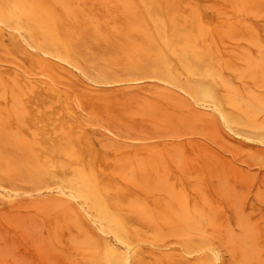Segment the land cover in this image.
<instances>
[{
    "label": "rangeland",
    "instance_id": "obj_1",
    "mask_svg": "<svg viewBox=\"0 0 264 264\" xmlns=\"http://www.w3.org/2000/svg\"><path fill=\"white\" fill-rule=\"evenodd\" d=\"M19 1L0 0L60 46L38 52L0 22V264H125L73 198L42 190L87 173L131 264H217L210 245L220 264H264V0ZM229 95L258 127L225 122L245 118Z\"/></svg>",
    "mask_w": 264,
    "mask_h": 264
},
{
    "label": "bare ground",
    "instance_id": "obj_2",
    "mask_svg": "<svg viewBox=\"0 0 264 264\" xmlns=\"http://www.w3.org/2000/svg\"><path fill=\"white\" fill-rule=\"evenodd\" d=\"M6 1V0H5ZM8 1V0H7ZM35 1V0H34ZM39 1H41V0H39ZM63 1V0H62ZM128 1V0H127ZM199 1V0H198ZM29 2H30V0H29ZM42 2V1H41ZM67 2V1H66ZM263 2V1H262ZM24 3V0H20L19 1V4L21 5V4H23ZM30 3H32V2H30ZM52 3V2H51ZM63 3H64V1H63ZM205 3V2H204ZM103 4V3H102ZM217 4H219V2H217ZM31 5V4H30ZM36 5V4H35ZM60 5V4H59ZM204 5V4H203ZM223 5V4H222ZM42 6V5H41ZM61 6V5H60ZM93 6V5H92ZM160 6H162V5H160ZM201 6V5H200ZM207 6V5H206ZM221 5H219V7H220ZM255 6H257L256 4H255ZM195 7V6H194ZM20 8H22V7H20ZM37 8H40V7H37ZM84 8V7H83ZM231 8V7H230ZM249 8V7H248ZM67 9H68V7H67ZM66 9V10H67ZM74 9H76V8H74ZM80 9H82V7L80 8ZM95 9V8H94ZM153 9V8H152ZM152 9H150V10H152ZM19 10V9H18ZM62 10V9H61ZM37 11L39 12V9H37ZM94 11H96V10H94ZM172 11V10H171ZM233 11H234V9H233ZM65 12V11H64ZM70 12V11H69ZM192 12H194V11H192ZM201 12V11H200ZM231 12V11H230ZM61 13V12H60ZM75 13V12H74ZM96 13V12H95ZM250 13H252V12H250ZM171 14V13H170ZM173 14V13H172ZM199 14H201V13H199ZM237 15V14H236ZM46 16V15H45ZM62 16H64V15H62ZM186 16V15H185ZM239 16V15H238ZM30 17H32V13L31 12H29V11H23V12H16V10L14 9V7H6L2 2H0V22H3V23H5V22H13L14 24H13V26H10L13 30L15 29V30H17L18 32H19V35L23 38V40L27 43V44H29V46H31L34 50H36V51H38V52H43V53H50V52H52V51H49V49H48V47L50 48H53V47H57V46H60V44H59V42H52L51 44H49L47 41H46V39H43V38H41V40L39 39V40H36V41H33L29 36H28V32L27 31H30L29 30V27H27V28H25L24 26H23V24H22V22H23V19H26V20H29V18ZM48 17H49V15H48ZM66 17V16H65ZM74 17H75V14H74ZM87 17V16H86ZM168 17V16H167ZM89 18V17H88ZM146 18H148V17H146ZM225 18V17H224ZM74 19V18H73ZM184 19H186V18H184ZM188 19V18H187ZM195 19V18H194ZM214 19V18H213ZM166 20V19H165ZM231 20H233V19H231ZM242 21V20H241ZM237 22V21H236ZM92 23H94V22H92ZM96 23H100V22H96ZM190 23V22H189ZM111 24H113V23H111ZM115 24V23H114ZM122 25V24H121ZM203 25V24H202ZM96 26V25H95ZM165 26V25H164ZM22 27H24V28H22ZM60 27V26H59ZM114 27H117V26H113V28ZM129 27V26H128ZM195 27H197V26H195ZM194 27V28H195ZM71 28V27H70ZM119 27H117V29H118ZM126 28V27H125ZM75 29V28H74ZM120 29H122L121 27H120ZM124 29V28H123ZM190 29V28H189ZM9 30V29H8ZM132 30V29H131ZM163 30V29H162ZM61 31V30H60ZM136 31V30H135ZM181 31H182V29H181ZM199 32H201V30H198ZM1 32V31H0ZM13 32V31H12ZM63 32V31H62ZM167 32V31H166ZM184 32V31H183ZM189 32V31H188ZM99 33V32H98ZM187 34V33H186ZM3 35V34H2ZM162 35V34H161ZM200 35V34H199ZM222 35V34H221ZM19 36V37H20ZM65 36V35H64ZM62 37H63V35H62ZM165 37H166V35H165ZM169 37H171V36H169ZM184 37H185V35H184ZM228 37V36H227ZM3 38V37H2ZM46 38V37H45ZM64 38V37H63ZM234 38V37H233ZM233 38H231V39H233ZM169 39H171V38H169ZM20 40V39H19ZM122 40V39H121ZM172 40V39H171ZM196 42V41H195ZM126 43H128V42H126ZM130 43H131V41H130ZM208 43H210V42H208ZM123 44H125L124 42H123ZM175 44V43H174ZM198 45V44H197ZM12 46H13V44H12ZM184 46H185V44H184ZM204 46H206V45H204ZM216 46V45H215ZM7 47V46H6ZM130 47V46H129ZM175 47H176V45H175ZM187 47H189V46H187ZM242 48H243V46H242ZM17 49V48H16ZM185 49V48H184ZM232 49H233V51H235V49L236 48H233L232 47ZM9 50V49H8ZM187 50V49H186ZM190 51V50H189ZM202 51V50H201ZM226 51V50H225ZM190 52H192V51H190ZM227 52V51H226ZM49 53H48V55H49ZM22 54H24V53H22ZM27 54V53H26ZM33 54V53H32ZM203 54V53H202ZM45 55V54H44ZM50 55H52V57H54V56H56V55H54L53 56V54H50ZM49 55V56H50ZM151 55V54H150ZM197 55H199V54H197ZM237 55V54H236ZM185 56H187V53H186V55ZM190 56V55H189ZM193 57V56H192ZM237 57H238V55H237ZM60 57H58V59H59ZM71 58H74V57H71ZM62 59V58H61ZM60 59V60H61ZM186 59V58H185ZM232 60V59H231ZM171 61V60H170ZM26 62V61H25ZM227 62H229V59H228V61ZM24 64V63H23ZM235 64V63H234ZM13 65V64H12ZM27 65V64H26ZM16 66H17V63H16ZM74 66V65H73ZM76 66V65H75ZM184 66H186V65H184ZM189 66V65H188ZM192 66H194V65H192ZM229 66H232V65H229ZM239 66V65H238ZM21 67V66H20ZM78 67V66H77ZM234 67V66H233ZM15 68H17V67H15ZM19 68V67H18ZM23 68V67H22ZM30 68V67H29ZM75 68V67H74ZM229 68V67H228ZM233 68H231L230 70H232ZM242 69V68H241ZM162 74H164L163 72H161ZM213 72H211V71H207V72H205V75L206 76H208V77H212L213 76V74H212ZM45 74V73H44ZM43 74V75H44ZM8 75V74H7ZM46 75H47V73H46ZM85 75V74H84ZM0 76H2L1 74H0ZM26 76H27V74H26ZM29 76V75H28ZM33 76V75H32ZM45 76V75H44ZM87 76V75H86ZM151 76V75H150ZM11 77V76H10ZM13 77H14V75H13ZM18 77H19V75H18ZM88 77V76H87ZM239 77V76H238ZM237 77V78H238ZM12 78V77H11ZM26 78V77H25ZM89 78V77H88ZM28 79H30V78H28ZM50 79H51V76H50ZM91 79V78H90ZM156 79H158L157 77H156ZM1 80V79H0ZM135 80H137V79H135ZM138 80H140V79H138ZM159 80V79H158ZM162 80V79H161ZM241 80V79H240ZM6 81V80H5ZM90 81H92V80H90ZM163 81H165L164 79H163ZM256 81V80H255ZM24 82V81H23ZM93 82V81H92ZM139 82V81H138ZM166 82V81H165ZM254 82V81H253ZM1 83V82H0ZM25 83V82H24ZM32 83V82H31ZM88 83V82H87ZM94 83H97V81H95ZM100 83V82H99ZM130 83V82H129ZM168 83V82H167ZM2 84V83H1ZM0 84V85H1ZM17 84H18V82H17ZM170 84V83H169ZM3 85V84H2ZM20 85V84H19ZM172 85V84H171ZM6 88H9L8 86H5ZM20 87H21V85H20ZM68 87V86H67ZM258 87V86H257ZM6 88H1V89H4V90H2L3 92H1V93H5L4 91H6ZM70 88V87H69ZM254 88V87H253ZM10 89V88H9ZM232 89H234V88H232ZM30 92H31V90L30 89H28ZM181 90V89H180ZM259 90H260V88H259ZM94 91V90H93ZM11 92V91H10ZM250 92V91H249ZM3 95V94H2ZM4 95H6V93L4 94ZM169 95H171V94H169ZM204 95H205V97H208L209 98V101H207L206 102V104L207 105H209V106H211V107H214V108H216V109H218L219 111H221V108L216 104V103H214V101H212V100H210V99H213L212 97H211V95H210V93H209V91L208 90H205L204 91ZM243 96H244V94H243ZM252 97V96H251ZM20 97L18 96L17 97V99H19ZM244 98V97H243ZM133 99V98H132ZM192 100L194 101V99H193V97H192ZM246 100V99H245ZM255 100V102L256 103H260L259 101L260 100H258V99H254ZM14 101V100H13ZM75 101H76V99H75ZM227 101L229 102V104L232 106V107H234V108H236L238 111H240V112H242L243 113V115L245 116V118H243V117H235V118H233V117H231V116H229V115H227V114H223V117H224V120H225V122H229L230 124H235V125H239V124H242L243 126H246V127H248L249 128V125H254L255 127H258L259 125L258 124H256L255 122H254V119H253V113H255V111L257 110V108L256 107H254L255 105H253L250 101H249V98H248V100H246V101H241L237 96H235V95H229V97L227 98ZM203 102V101H202ZM227 102V103H228ZM11 104H14V106L16 105V103H13L12 102V100H11ZM10 104V105H11ZM140 104V103H139ZM9 105V106H10ZM48 105H50L49 103H48ZM76 105V104H75ZM141 105V104H140ZM228 105V104H227ZM258 105H260V104H258ZM1 106V105H0ZM3 106V105H2ZM13 106V105H12ZM11 107V106H10ZM17 107H19V106H17ZM77 107V106H76ZM140 107V106H139ZM139 107H138V110H139ZM1 108V107H0ZM3 108V107H2ZM6 108H8V107H6ZM14 108V107H13ZM20 108H21V105H20ZM146 109V107L145 106H143L142 105V108L140 107V109H142L141 111H137V112H135V113H137V114H139V113H145V114H142L143 116H145V117H147V112H150V111H143L144 109ZM3 109H5V108H3ZM17 109H19V108H17ZM6 110V109H5ZM18 111V110H17ZM23 111V110H22ZM85 111V110H84ZM133 111V110H132ZM10 112H11V110H10ZM9 112V113H10ZM27 112V111H26ZM25 112V113H26ZM134 112V111H133ZM222 112V111H221ZM13 114H14V112H13ZM22 114H23V112H22ZM21 114V115H22ZM8 115V114H7ZM18 115V114H17ZM20 115V116H21ZM90 116V115H89ZM150 116H152V115H150ZM150 116H148L149 118H150ZM17 119H18V117H16ZM87 122V121H86ZM88 123H90V122H88ZM96 123V122H95ZM99 123V122H98ZM90 124H92V123H90ZM92 125H94V124H92ZM97 126H98V124H97ZM102 126H104V125H102ZM105 127V126H104ZM106 128V127H105ZM109 130V129H108ZM9 131V130H8ZM17 133V132H16ZM79 134V133H78ZM16 135V134H15ZM23 135V134H22ZM16 136H18V133H17V135ZM15 136V137H16ZM98 136V135H97ZM96 136V137H97ZM15 137H13V138H15ZM247 137V136H246ZM249 137V136H248ZM17 139H19V137H17ZM135 139V138H134ZM177 139H179V137L177 138ZM190 141V140H189ZM259 141V140H258ZM194 142V141H193ZM240 143V142H239ZM105 145H106V143H105ZM104 145V146H105ZM142 145V144H141ZM171 145V144H170ZM21 146H22V144H21ZM145 146H147V145H145ZM153 148H155V145L154 146H152ZM160 147V146H159ZM261 148H262V146H260ZM119 148H121V147H119ZM157 148V147H156ZM167 148V147H166ZM174 148V147H173ZM178 148V147H177ZM140 148H137V149H135V151L136 150H139ZM146 150H147V148H145ZM164 149H165V147H164ZM175 149V148H174ZM264 149H262V151H263ZM148 151V150H147ZM151 151H152V149H151ZM154 151H158V152H161L160 150H159V148L157 149V150H153L151 153H153V157H152V159L153 160H155V164H158V163H161L162 162V158H159V156H155V154L157 153L158 155L160 154V153H158V152H156L155 154H154ZM167 151V150H166ZM119 152H122V151H119ZM149 152V151H148ZM178 151L176 150L174 153H175V155H177L176 153H177ZM264 152V151H263ZM30 153V152H29ZM95 153V152H94ZM31 154V153H30ZM141 154V153H140ZM260 154H262V153H260ZM117 155V154H116ZM8 156V155H7ZM30 156V155H29ZM262 156V155H261ZM264 156V155H263ZM263 156H262V158H263ZM144 157H145V155H144ZM143 157V158H144ZM147 157H148V155H147ZM147 157H145V158H147ZM178 157V156H177ZM258 157H260V156H258ZM257 157V158H258ZM141 158V157H140ZM264 159V158H263ZM170 160V159H169ZM168 161V160H167ZM170 161H172V159L170 160ZM263 161V160H262ZM172 162H174V161H172ZM176 162V161H175ZM180 161L178 160V162H177V164L176 165H178V163H179ZM148 165H149V163H148ZM175 165V166H176ZM181 166H182V164H181ZM176 167H178V166H176ZM182 168V167H181ZM180 167L178 168V169H181ZM22 170V169H21ZM96 170V169H95ZM23 171V170H22ZM160 172V171H159ZM117 173H119V172H117ZM150 173V172H149ZM156 174V173H155ZM148 175H150V174H148ZM162 175H164V174H162ZM80 176V178L79 179H76V180H72L70 183H69V185L68 186H63V185H60V186H53V187H51V188H43L42 190H47V191H49V190H52V191H58V192H62V193H64L66 196H69V197H71V198H73L78 204H79V206L84 210V212H86L87 213V215L88 216H90V218L93 220V222H94V225H95V227L98 229V230H100L101 232H103L104 234H105V236L107 237V240L109 241V243H110V246L113 248V250H115V252L116 253H118V255H119V257L117 258V259H119V258H121L122 259V257L125 259V264H131V260H132V257H133V255H134V252H135V250H134V248H133V244L132 243H130L128 240H127V238H126V236H125V234H124V231H123V228H125V222L121 219V218H117V217H115V215L114 214H112V212L110 211V208L105 204V202H104V195L107 193V189L106 188H99L98 187V181L96 180V178H95V176L93 175V174H91V173H87V174H80L79 175ZM119 176V175H118ZM122 176V175H121ZM161 176V175H160ZM155 177V176H154ZM162 177V176H161ZM237 177H239V176H237ZM149 178V177H148ZM25 179H26V177H25ZM247 179V178H246ZM128 180H131V179H128ZM134 180H136L135 178H134ZM244 180V179H243ZM31 181V180H30ZM127 181V180H126ZM127 182H130V181H127ZM141 181L139 180L138 181V183H140ZM146 184H148V183H146ZM124 185V184H123ZM145 185V184H144ZM149 185L151 186V184L149 183ZM186 186H187V184H185ZM136 186V185H135ZM145 186H147V185H145ZM186 186H184L185 188H186ZM236 186V185H235ZM148 188V187H147ZM0 189H2V188H0ZM183 189V188H182ZM186 189H188V188H186ZM13 190V189H12ZM14 191V190H13ZM143 191H146V190H143ZM15 192V191H14ZM60 194V193H59ZM147 194H149V193H147ZM156 198V197H155ZM129 201V200H128ZM165 201H167V202H169L167 199L165 200ZM67 203H69V202H67ZM70 204V203H69ZM179 204H182V203H179ZM184 204V203H183ZM71 206V205H70ZM131 206V205H130ZM131 210V209H130ZM129 210V211H130ZM155 211V210H154ZM75 214H77V213H75ZM165 215V214H164ZM180 215H178V217H179ZM73 218H71V220H72ZM248 219V218H247ZM70 220V219H69ZM78 220H79V218H78ZM160 220V219H159ZM73 221H71V223H72ZM245 222H247V221H245ZM77 223L78 224H80L79 223V221H77ZM173 224V223H172ZM248 224V223H247ZM83 226H85V225H83ZM76 227V226H75ZM78 228V227H77ZM80 228H81V225H80ZM83 228V227H82ZM85 228V227H84ZM169 229H171V228H169ZM81 230V229H80ZM82 231V230H81ZM157 233V232H156ZM232 234V233H231ZM77 236H78V233H77ZM183 237V236H182ZM80 238V237H79ZM85 240H86V237L84 236L83 237ZM93 238H95V237H93ZM92 238V239H93ZM99 238V237H98ZM82 240V239H81ZM185 240V239H184ZM233 240V239H232ZM235 240V239H234ZM78 241H80V240H78ZM91 241H93V240H91ZM240 241H241V239H240ZM243 241V240H242ZM83 241H81V243H82ZM245 242V241H244ZM249 242V241H248ZM147 243V242H146ZM149 243V242H148ZM177 243V242H176ZM237 243V242H236ZM78 244H79V242H78ZM137 244V243H136ZM153 244V243H152ZM170 244H173V243H170ZM169 244V245H170ZM180 244V243H179ZM235 244V243H234ZM250 244V243H249ZM135 245V244H134ZM216 245V244H215ZM247 245V244H246ZM214 246V245H213ZM77 247V246H76ZM156 247V246H155ZM168 247V246H167ZM182 247V246H181ZM214 247H216V246H214ZM214 247H212L211 245H210V249H211V252L213 253V255H215V258H216V261H217V264H220L221 263V261H222V257H221V254H220V252H219V250H217V247L216 248H214ZM80 247L78 246L77 247V249H79ZM94 248V247H93ZM92 248V249H93ZM205 248V247H204ZM204 248H202V249H204ZM246 248V247H245ZM244 248V249H245ZM81 249V248H80ZM152 249V248H151ZM159 249V248H158ZM165 249V248H164ZM169 249V248H168ZM206 249H208V248H206ZM209 249V250H210ZM87 250H89V248H87ZM91 250V249H90ZM160 250H161V248H160ZM170 250H172V249H170ZM173 251V250H172ZM182 252H183V250H182ZM192 252V251H191ZM199 252H201V251H199ZM193 254H196V253H193ZM102 260V259H101ZM215 264H216V262H215Z\"/></svg>",
    "mask_w": 264,
    "mask_h": 264
}]
</instances>
